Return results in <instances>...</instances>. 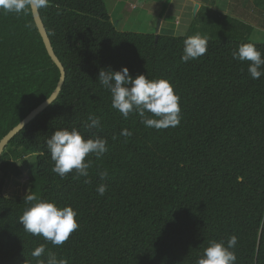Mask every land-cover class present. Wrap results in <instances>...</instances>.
I'll use <instances>...</instances> for the list:
<instances>
[{
	"label": "trees",
	"instance_id": "trees-1",
	"mask_svg": "<svg viewBox=\"0 0 264 264\" xmlns=\"http://www.w3.org/2000/svg\"><path fill=\"white\" fill-rule=\"evenodd\" d=\"M40 13L67 79L58 99L10 141L0 171L22 176L26 158L35 159L29 193L72 206L80 227L60 246L26 232L19 222L26 194H4V177L0 264H37L31 252L41 245L68 264H197L210 242L227 245L232 235L236 264H264V75L252 79L249 62L233 58L245 43L264 54V42L239 29L204 28L207 53L183 62L193 33L121 31L105 0H51ZM124 66L133 77L174 85L179 126L148 128L138 114L125 119L111 107L99 72ZM59 78L32 8L20 16L0 12V141L49 98ZM89 115L100 118L99 129L84 127ZM64 128L107 140L102 157H86L87 178L52 171L46 141ZM124 129L133 134L121 135ZM101 183L108 185L103 196Z\"/></svg>",
	"mask_w": 264,
	"mask_h": 264
},
{
	"label": "clouds",
	"instance_id": "clouds-1",
	"mask_svg": "<svg viewBox=\"0 0 264 264\" xmlns=\"http://www.w3.org/2000/svg\"><path fill=\"white\" fill-rule=\"evenodd\" d=\"M51 0H0V12L27 15L35 5L47 8ZM259 30V29H258ZM208 51V38L199 34L189 36L184 40L183 62L195 60ZM233 58L249 62L248 72L252 79H259L264 75V54L253 43H245L233 51ZM99 83L111 93V107L116 109L125 119L131 113L141 117V123L148 128L157 130L177 127L181 123V105L174 85L168 79H149L145 74L135 77L130 74V69L124 66L121 70L110 67L102 68L98 76ZM150 113L151 115H146ZM84 127L88 130L99 129V117L89 115ZM133 133L124 129L121 135L130 137ZM51 159L55 162L53 172L60 177L73 173L76 178L89 176L92 160L87 159L95 155L97 159L108 151L107 140L99 136L85 135L77 130L58 129L46 141ZM101 180L108 176L105 169L99 172ZM85 182H89L87 179ZM108 189L106 183L97 187V193L103 196ZM24 202L29 207L19 217L23 229L33 236H42L53 245H63L79 227L78 212L72 206H59L55 201L42 199L35 193H26ZM238 238L232 235L225 245L224 241H212L204 249L197 264H236L237 256L233 249ZM47 255L46 262L41 260ZM31 256L37 258V264H68L65 259H58L56 254L47 251L44 245L36 247Z\"/></svg>",
	"mask_w": 264,
	"mask_h": 264
},
{
	"label": "rangeland",
	"instance_id": "rangeland-1",
	"mask_svg": "<svg viewBox=\"0 0 264 264\" xmlns=\"http://www.w3.org/2000/svg\"><path fill=\"white\" fill-rule=\"evenodd\" d=\"M105 1L109 8L114 24H117V28L121 31H132L140 33H155L158 31L159 34L166 35H185L190 32L193 33V35L199 34L208 36L209 31H206L205 33L204 31H202L204 28H208L207 30H210L212 24L223 23L221 21L222 17L220 18L221 11L209 8L207 9V11H202V13H199L198 16L195 17V19H189V14L187 13V17L186 15H183V18L180 19L178 25H175V17H171L170 22L167 21L164 24L161 23L164 14L163 11L165 9L164 6L166 5V3L161 2V0ZM133 4H136V6H133ZM219 8H222V6ZM200 29H202L201 32ZM241 31L243 33L246 32V28L241 29ZM249 37L255 41L264 42V34H261L258 31L256 32L254 28L250 29ZM26 159L30 163L31 167V161L35 159H30L29 157H27ZM30 167H24L22 176L9 174L5 177L4 173L0 171V183L5 177V183L3 187L4 194L9 197L16 198L23 197L28 191H30Z\"/></svg>",
	"mask_w": 264,
	"mask_h": 264
},
{
	"label": "crops",
	"instance_id": "crops-1",
	"mask_svg": "<svg viewBox=\"0 0 264 264\" xmlns=\"http://www.w3.org/2000/svg\"><path fill=\"white\" fill-rule=\"evenodd\" d=\"M161 2L166 3L162 24L170 22L171 17H175L176 23L174 24L178 25L183 15L187 17L188 13L189 19H195L199 13L209 8L221 11L220 18L222 17L223 22L212 24L210 30L225 27L227 31L224 32L233 31L234 33L236 29L241 31L246 28L244 34L249 36L250 29L254 28L256 32L264 34V0H161ZM221 6L222 8H219ZM155 33L159 34L158 31ZM241 33L243 34L242 31Z\"/></svg>",
	"mask_w": 264,
	"mask_h": 264
},
{
	"label": "water",
	"instance_id": "water-1",
	"mask_svg": "<svg viewBox=\"0 0 264 264\" xmlns=\"http://www.w3.org/2000/svg\"><path fill=\"white\" fill-rule=\"evenodd\" d=\"M32 12L34 16L35 23L38 27V30L43 38V41L45 43L46 49L51 56L52 60L55 62V64L58 66L60 70V78L58 81V84L52 94L47 98L45 101H43L41 104H39L36 108H34L25 118H23L15 127H13L0 141V158L5 151L6 147L10 143V141L18 134L20 133L30 122H32L37 116H39L42 112H44L49 106H51L60 96L63 87L65 85L66 79H67V71L63 64V62L60 60L58 55L55 52L54 46L52 44L51 38L49 36V33L47 31L46 25L42 19L40 8L37 6L32 7Z\"/></svg>",
	"mask_w": 264,
	"mask_h": 264
}]
</instances>
